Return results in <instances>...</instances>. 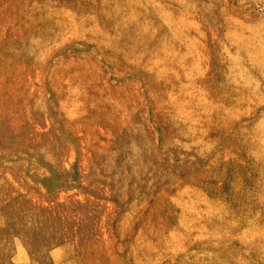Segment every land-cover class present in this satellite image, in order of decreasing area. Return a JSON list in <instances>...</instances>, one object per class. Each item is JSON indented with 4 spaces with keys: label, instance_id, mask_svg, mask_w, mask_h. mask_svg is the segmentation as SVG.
<instances>
[{
    "label": "rangeland",
    "instance_id": "374dc122",
    "mask_svg": "<svg viewBox=\"0 0 264 264\" xmlns=\"http://www.w3.org/2000/svg\"><path fill=\"white\" fill-rule=\"evenodd\" d=\"M0 264H264V0H0Z\"/></svg>",
    "mask_w": 264,
    "mask_h": 264
}]
</instances>
